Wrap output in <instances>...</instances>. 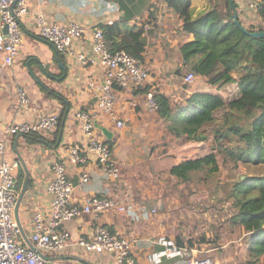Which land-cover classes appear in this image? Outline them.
I'll return each mask as SVG.
<instances>
[{"label":"crops","instance_id":"obj_1","mask_svg":"<svg viewBox=\"0 0 264 264\" xmlns=\"http://www.w3.org/2000/svg\"><path fill=\"white\" fill-rule=\"evenodd\" d=\"M233 1L236 3L238 21L245 29L257 31L262 28L264 18L251 5L260 0ZM225 3L226 0H191V15L195 18L211 5L224 7ZM38 12L43 13L51 22L83 25L86 33L80 40H75L73 45L75 50H82L87 55H91L92 29L100 28V24H111L126 18L129 19V25H144L146 44L142 58L150 68V76L142 87L133 92L115 87V114L124 122L123 127L118 128L95 105L98 87L103 83V66L94 62L83 67L75 57L59 55L51 44L36 37L33 18ZM21 24L24 35L14 64L10 67H2L0 64V130L13 122H32L41 114L58 115L54 130L35 133L45 143L29 141L34 139L33 136L14 137L7 143L6 158L15 159L19 163L15 169V189L18 193L15 217L22 228L23 238L28 239L33 230L34 213L40 212L47 218L50 212L51 195L47 192V186L52 163L57 159H67L71 147L82 149L87 143L80 121L75 117L76 112L85 111L93 121V136L104 143H110L120 178L117 182L107 180L95 163L94 155L89 154L88 163L84 167H67V176L74 185L78 183L81 170L87 171L90 176L88 183L74 188L72 202L78 205L89 196L107 195L123 198L126 210L124 213L107 211L97 216L83 215L73 219L64 226L72 238L90 234L97 226L106 225L129 240L134 264H189L192 257H209L217 264L226 243L221 241L217 233L209 237L202 229L199 214L175 212L174 209L178 207L173 206V201L162 212L152 211L158 205L152 198H156L160 178L164 176V179L166 177L173 181L170 168L179 161L168 157L166 151L156 156L159 148L164 150L166 147L162 141L168 134L167 124L157 116L156 111L146 107L145 101L149 91L172 97L173 91L178 88L174 85V77L180 75L177 71L182 67L178 50L177 53L170 50L169 55L164 49L166 43L171 42L169 48L175 45L178 48L180 44L192 39L191 34L178 31L181 24L178 14L167 6L166 0H30L26 3V13L21 17ZM61 74L63 79H60ZM161 77H165V80H161ZM90 82L95 84V88L87 87ZM18 85L25 88L30 99L27 110L17 111L15 108V89ZM41 86L65 98L67 107L64 113V105L47 95ZM185 96L188 97V92ZM219 111L223 114L222 110ZM234 114L238 121L240 114ZM222 122L223 115L216 126ZM169 136L173 137L170 132ZM146 145L150 148L154 145L159 147L156 150L150 149L151 154L148 156L147 153V157L140 148ZM151 179L157 186L152 188L149 184ZM137 181L141 187L140 199H133L129 196L130 186ZM148 188H151V192ZM146 195L150 200L145 198ZM189 219L193 220L192 226L188 223ZM200 233L203 234L199 237ZM43 254L48 264H116L110 254L87 252L77 246H68L54 252L44 251Z\"/></svg>","mask_w":264,"mask_h":264},{"label":"built area","instance_id":"obj_2","mask_svg":"<svg viewBox=\"0 0 264 264\" xmlns=\"http://www.w3.org/2000/svg\"><path fill=\"white\" fill-rule=\"evenodd\" d=\"M28 1L30 0H0L2 67L12 66L19 53L24 35L21 17L26 13ZM260 1L251 4L257 11ZM33 25L35 33L51 44L59 55L75 57L83 67L94 62L103 66V83L98 87L95 105L99 111L108 115L118 128L123 127L124 122L115 114V87L133 92L144 85L149 79L150 69L143 58L133 57L123 50L111 51L100 28L92 29L91 55H87L82 50H75L73 45L75 40H80L86 33V28L82 25L75 22H51L41 12L34 16ZM4 28L6 32L3 31ZM196 77V74L189 70L184 82L190 83ZM87 87L95 88V84L90 82ZM15 93L16 110H27L30 99L25 88L18 85ZM153 95V92H147L145 105L149 110L156 111L157 105ZM75 117L80 121L87 143L82 149L78 146L71 147L67 159H57L52 163L47 186V192L51 195L50 212L47 218L40 212L34 213L33 230L28 239L23 238L22 228L15 217L18 199L15 169L19 163L15 159L6 158V147L8 141L14 137H24L31 133L43 134L54 130L58 123V115L41 114L32 122H13L0 130V264H48L44 251H59L68 246H77L87 252L110 254L116 264L135 263L129 240L108 226L99 225L92 233L78 235L75 239L64 227L66 223L83 215L97 216L107 211L124 213L126 210L123 198L107 195H92L81 204H73L74 188L88 183L90 176L87 171L81 170L78 183L74 185L67 176L68 165L84 167L88 163L89 154H93L95 163L107 180L117 182L120 178V170L112 158L111 148L93 136L94 125L90 114L78 111ZM188 263L214 264L209 257L203 259L192 257Z\"/></svg>","mask_w":264,"mask_h":264},{"label":"trees","instance_id":"obj_3","mask_svg":"<svg viewBox=\"0 0 264 264\" xmlns=\"http://www.w3.org/2000/svg\"><path fill=\"white\" fill-rule=\"evenodd\" d=\"M260 2L258 13L264 18V0ZM166 4L180 18L178 31L192 35L190 41L178 47L182 67L193 71L205 86L185 96L178 105L165 93H155L157 116L167 123L174 138L206 142L203 126L215 121L216 111H223V122L213 132L218 148L175 163L170 168L171 176L180 183H188L196 171L217 172V152L224 154L235 168L238 163L264 164V37L249 35L239 21L233 20L228 0L224 7L214 4L195 18L191 15V0H166ZM128 22L124 18L99 27L111 51L123 50L133 57H142L146 44L144 25ZM261 29L264 30V24ZM42 89L64 105V113L65 98L45 86ZM234 113L240 117L230 123ZM30 136L34 139L29 141L45 143L35 133L26 135ZM245 182H250L256 192L253 195L250 190L235 187L230 201L232 221L248 236V258L264 264V174Z\"/></svg>","mask_w":264,"mask_h":264},{"label":"rangeland","instance_id":"obj_4","mask_svg":"<svg viewBox=\"0 0 264 264\" xmlns=\"http://www.w3.org/2000/svg\"><path fill=\"white\" fill-rule=\"evenodd\" d=\"M248 31L253 30L251 29ZM34 35L37 36L36 34ZM169 45H171V42L164 45L166 52H168L169 55L170 50L172 53H177V45L173 48H169ZM187 72L189 71L185 68L180 75L174 77V85L178 88L173 91L174 96L171 97L169 95V97L171 102L175 103V105L182 103L186 92H188V96H190L194 90H198L203 86V81L198 77L190 83L184 82V77ZM161 80H165V77H161ZM217 112L218 113L214 115L215 121L203 126L208 137L206 142L187 140L184 137L177 139L174 137L170 138L169 131L167 130L168 134L162 141L164 144L163 146L166 147L164 150L159 148L156 156H161V154H165L166 151L168 157L174 158V161H181L202 156L206 154L210 148L217 149L216 142L213 141V132L216 129V123L220 120V117L222 119L223 115L222 112ZM235 120L236 115L231 114L230 121L232 122ZM105 144L109 146L110 143L105 142ZM225 144L227 143L225 142ZM158 147L159 146L154 145L152 148L156 150ZM140 148L144 150L143 153L145 156H147V153L148 156L151 154L149 150L152 148H150V146L146 145ZM160 151H163V153ZM224 156V154L217 152V172L210 173L208 170L196 171L192 173L191 180L188 183H180L176 179L170 181L167 180L166 177L164 179V176H162L157 186L154 184L153 179L149 180V184L151 183L152 188L153 186H157L156 198H152V201L157 203L160 207L157 205L155 211L162 212L166 210L168 205L171 204V201H173V206L178 207V209H174L175 212L183 211L189 215L199 214L201 216L200 224H202V229H204L209 237L217 233L221 241L226 243L225 247L222 248V257L218 256L217 264H260L259 260L254 261L247 256L248 236H246L241 226L233 223L232 216L234 215V211L231 208L230 201L235 187L240 189L245 188L255 195L256 189L251 188L250 182H245V180L253 176L263 175L264 164L238 163V166L235 168ZM135 174L137 176V172H135ZM140 191L141 187H139V182L132 183L129 196L133 197V199H140ZM148 191L151 192V188H148ZM143 192L146 193L145 189ZM145 198H148V195H146ZM148 200L150 199L148 198ZM188 223L192 226L193 220L189 219ZM201 234L203 233H200L199 237ZM230 240H232V242H229Z\"/></svg>","mask_w":264,"mask_h":264},{"label":"water","instance_id":"obj_5","mask_svg":"<svg viewBox=\"0 0 264 264\" xmlns=\"http://www.w3.org/2000/svg\"><path fill=\"white\" fill-rule=\"evenodd\" d=\"M229 6L232 8L233 13L231 15V17L233 18V20L237 23L238 22V13L237 10L234 6V1L233 0H228ZM4 32H6V28H4L3 30ZM244 31L246 33H248L249 35L253 36V37H264V30H257V31H248L247 29L244 28Z\"/></svg>","mask_w":264,"mask_h":264}]
</instances>
